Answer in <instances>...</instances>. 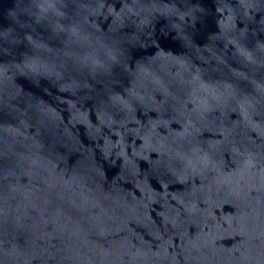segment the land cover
<instances>
[{"label": "water", "instance_id": "obj_1", "mask_svg": "<svg viewBox=\"0 0 264 264\" xmlns=\"http://www.w3.org/2000/svg\"><path fill=\"white\" fill-rule=\"evenodd\" d=\"M0 264H264V0H0Z\"/></svg>", "mask_w": 264, "mask_h": 264}]
</instances>
